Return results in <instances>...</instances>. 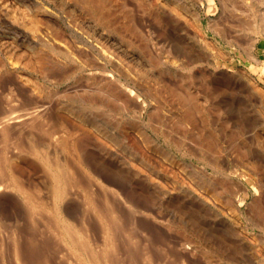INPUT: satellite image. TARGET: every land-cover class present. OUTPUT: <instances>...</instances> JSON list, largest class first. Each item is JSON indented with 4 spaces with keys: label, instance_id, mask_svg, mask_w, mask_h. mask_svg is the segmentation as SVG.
<instances>
[{
    "label": "rangeland",
    "instance_id": "374dc122",
    "mask_svg": "<svg viewBox=\"0 0 264 264\" xmlns=\"http://www.w3.org/2000/svg\"><path fill=\"white\" fill-rule=\"evenodd\" d=\"M254 1L251 0L250 4V0H108L106 10H115L113 13L116 14L112 16L117 17L116 20L130 19V27L133 29L108 31L93 17L89 9L75 0H0V58L6 63V67L0 69V100L7 101L5 99L10 98L8 95L11 94L19 107L25 106L26 103V106L31 103L46 106L36 125H39L40 119L47 125L62 115L74 121L73 124H76L77 128L81 127L78 137L82 141V151L89 169H93L92 172L99 182L116 190L115 195L112 192L110 195L120 207L131 208L133 211L138 209L132 212L131 216L127 215L130 218L125 217L128 219L125 220L126 223L121 221L124 225L135 224L132 217L136 216L141 221L159 227L163 239L174 236L176 241L189 236L193 245L198 241L200 248L190 256L188 264H207L212 262L210 260L218 264L220 258L208 256V248L218 246L222 249L224 247L225 253L237 246L239 256L245 258L251 255V240L259 250H263L264 246V143L252 136L253 131L259 132L264 128V106L258 98L250 94L246 82L257 79L264 85V0ZM174 4L178 6L177 10H180L181 16L172 10ZM197 12L199 18L194 24L192 13ZM31 14L40 21L35 32L31 30L30 20L27 19ZM125 14L127 18L124 17ZM114 19L112 17V21ZM245 20L253 25V28L249 23L247 25L251 26V33L250 29L247 30ZM115 22L114 20L113 24ZM257 26H260V29ZM252 30L258 38L257 42L259 41L257 46H253V39L250 40L253 36ZM198 33L209 39L207 47L198 39ZM248 41H251V45H248ZM34 51L45 60L43 64L46 68L35 63L34 55L37 53ZM254 58L257 59L256 62H253ZM107 74L111 75V78ZM102 81L110 83L117 94L121 95V105L113 100L112 103L106 101L109 104L103 101L105 91L100 88ZM164 82H172L179 88H188L198 93L200 111L196 113L194 121H179L184 116V108L177 99L162 100L159 90L160 84L163 85ZM128 88H131V91ZM30 89L33 93L28 95ZM151 89L156 90L157 94ZM92 94L93 97L98 96L94 106L93 102L89 101L93 98ZM2 101L0 104L3 107L5 103ZM101 101L105 103L101 104ZM140 101L145 102H142V110L137 107ZM158 101L161 106L156 108ZM2 107L0 106V109ZM108 111H112V114ZM143 122H146L147 132L153 138L152 144L156 145L153 147L151 143L147 145L146 142L144 146L148 147L145 150L149 152L151 159L156 157L169 172L173 170L174 176L150 172V168L138 157L134 145H130L131 141L124 138L123 131L126 127H129V131L134 127H130L131 124L138 125ZM85 126L89 127V130ZM124 126L126 127L122 130ZM82 128L88 132L82 131ZM34 133L39 141L46 139L39 131ZM133 136L135 139L139 138L137 135ZM14 140L18 141L17 138ZM14 140L11 144L15 143ZM197 143L200 146L203 144L204 148L201 146V150ZM247 145L252 147L254 155L261 161L260 169L257 170L261 174L258 183L255 178L257 176L247 167L249 163L244 160L245 164H241ZM49 146L51 150L55 147L50 144ZM56 149L58 150L57 147ZM5 150L9 152V149ZM11 150L7 155L11 154ZM64 151L68 152L69 156L72 152ZM57 152L59 155L64 153ZM66 152L62 155H66ZM68 155L66 157H69ZM29 156L27 154L25 159H22L23 165L16 166V171L19 169L17 173L21 174L20 178H25H21L24 183L30 184L31 187L35 184L37 194L50 199L47 197L50 195L47 190L48 179L39 161L41 157L37 156V159ZM102 161L106 162L102 164ZM194 169L201 172L199 175H204L210 182L215 183L220 192H214L213 186L202 181L198 174L194 175ZM241 171L249 175L251 180L244 179ZM149 176L165 184L164 187L160 186L158 181L150 180ZM182 180L189 182L197 189L198 194L202 193L201 196H205L209 201L202 200V197L192 193L185 184L180 188ZM173 186L177 189H173ZM78 188L79 190L75 188L73 191L83 194L82 188ZM73 191L70 198L63 203L69 214H80L83 207L80 209L78 195ZM46 192L49 194L46 195ZM100 196L104 195L100 193ZM178 196H182L179 202ZM23 199L19 193L6 191L0 195V221H4L0 224H6L10 219L12 227L17 224L18 235L22 236L18 237L21 241V252L25 253H22L24 259L38 264L41 257L36 255L39 252L43 254L49 249L48 245L53 244H43L48 243L46 241L49 237L45 238L46 234H49L45 230L47 224L41 219H30ZM260 207L262 212L259 211ZM76 209L78 212L74 211ZM138 211L142 213H137ZM88 212L90 211H87V219H91L88 221L90 228H98L96 223L99 221L93 219L92 212ZM88 214L91 215L90 218ZM155 217L157 218L154 219ZM190 217L194 218L195 222ZM167 218L175 219L182 227L189 222L194 232H187V236L183 231L174 228L171 236L167 227L159 222ZM229 218L238 221L234 228L236 233L228 234V243L222 245L214 239L211 230L219 226L221 220L230 221ZM222 222L220 224L225 227ZM43 225H46L45 228ZM124 225L121 224V227L124 228ZM7 228H3L5 230L2 234L3 229L0 228V235H4L6 239L5 232L9 231ZM222 230L224 228L220 229ZM119 232L123 236L122 231ZM119 237L120 242L117 244L120 246H117L121 248H118L122 257L120 259L128 264L134 258L129 257L132 248L130 246L127 250L125 238ZM122 240L125 243L121 242ZM30 241L31 245H27ZM2 242L4 249L1 244L0 254H6L1 255V258L5 259L3 261L0 258V264H10L11 249H7V242L0 236V243ZM28 246L32 249L28 250ZM33 246L36 251L38 246L40 251L36 252ZM53 246H50L53 255H50L49 263L60 264L59 258L54 259L59 257V254L54 256L59 252L56 251V246ZM177 247L178 250L162 253V264H180L179 261L186 256L187 251L180 245ZM125 249L130 255L125 254ZM157 254L158 252L155 255ZM261 254L264 255V251ZM161 259L156 263L161 264Z\"/></svg>",
    "mask_w": 264,
    "mask_h": 264
},
{
    "label": "bare ground",
    "instance_id": "6f19581e",
    "mask_svg": "<svg viewBox=\"0 0 264 264\" xmlns=\"http://www.w3.org/2000/svg\"><path fill=\"white\" fill-rule=\"evenodd\" d=\"M75 1L79 4H81L82 6H85L87 9H89L88 11L91 12L93 17H95L97 19V21H100L105 26V28H107L106 30H108V31H110L112 29L113 30H124V29L128 30L130 28L133 31V29L130 27V23H131L130 19H127L128 21L127 20L123 21V20H121L120 15L117 14V15H119L118 18H120V20L123 21V22H121L119 20H116L117 17L112 16V14L113 15L116 14V13H113V12H115V10L113 12H112V10L111 11L106 10L108 8V3H107L108 0H75ZM250 4H251V0H250ZM256 4H258V3L256 2ZM252 7H251V9H252ZM177 9H178V6L176 4H174V6L172 7V10L174 11V13L176 15L181 16V14H180L181 12H179L180 10L178 11ZM254 10H256V9L254 8ZM126 14L128 15V13H126ZM126 14L124 16L125 18L128 17ZM192 14H193L192 21L194 22V24H196V21L199 18L197 16L198 12L192 13ZM256 14H257V12H256ZM254 16H255V13H254ZM112 17H114L115 18L114 20L116 21L114 24H113L114 20L112 21ZM27 19L30 20V21L29 20L28 21H29V26H30L31 30L33 32H35L37 26L40 23L39 18L34 16V15L32 16V14H31L30 16L28 15ZM245 22H247V21L245 20ZM248 23L249 22H247L246 27H248L247 30L250 29L249 31L251 33V29L253 28V25L251 23H249L250 25H252V28H251L250 25H249L250 27L247 26ZM258 28L260 29V26ZM244 30H246V29H244ZM254 30H255V28H254ZM254 30H252L253 31L252 34L254 33ZM256 33L258 34V32H256ZM259 35H260V33H259ZM198 39L201 42H203L206 47L208 46L207 42H209V39H206L202 33L201 34L198 33ZM252 39L254 40L253 46H257L256 44L259 42V41L257 42L258 38L255 37L253 34V36H251L250 40H252ZM248 42H250V44ZM248 42H247L248 45H251V41H248ZM263 45H264V42H263ZM51 49H52V47H51ZM36 53L37 52H35V54ZM36 55H34L35 59H36L35 63L38 64V66L40 65V67L46 68V67H44V64H43V62L45 60L41 56H40L41 57L40 58L39 54H38V58H39L38 59L36 57ZM42 55H43V53H42ZM30 56H31V54H30ZM249 56L251 57V55H249ZM252 59H253V56H252ZM255 59L256 58H254L253 62L255 61ZM5 65H6L5 61H3L0 58V69L5 68L6 67ZM107 76L111 78V75L107 74ZM251 80H253V82ZM24 82H26V81H24ZM246 82L248 84V91L251 92L250 94H253L254 97L258 98L259 101H261L260 103L262 104V106H264V85L260 84V82L257 79H250V81L247 80ZM101 84H103V85H101L100 88L105 91L104 97L102 98L103 101H105V102L108 101V102L112 103L111 100H113L114 103L120 102V105H121V101L123 100V98L121 97V95H119V93L117 94L116 90L112 87V85L110 83L109 84L106 83V81H104V82L102 81ZM160 85H161V88L159 90V93H160V96H161L163 101L166 99L167 100L168 99L169 100L170 99L171 100L177 99L179 102H181L182 107L184 108V116L181 119H179V121H182V122L183 121H189V122L194 121L196 118V113L200 111V109H199L200 107L198 106V99H197L198 93L193 92V91L189 90L188 88H186V90L179 88V86L177 87L175 84L173 85L172 82H170V83L164 82L163 85L162 84H160ZM128 90L131 91V88H128ZM151 91L153 93L157 94L156 90L153 91V89H151ZM32 93H33V91L30 89L28 91V95H30ZM132 94L133 93H130V95H132ZM8 96L9 97L11 96L10 97L11 99L6 98L5 100H7V101H5V102L2 101L3 99L0 100L3 103H5V105L3 104V107H2V104H0V106L2 107L0 109V144H1L0 145V195L6 191L12 192V193H19L24 198L23 200L25 202V206H26L27 211L29 213L28 216L30 217V219H32V221H34L33 220L34 218H35V220L41 219L44 223L46 222L47 226L45 225L46 226L45 230L48 231L49 234L48 235L46 234L45 238H47V237H49V238H48V241H46L47 239L44 238L45 241L48 243L43 242V244H45V245L46 244H53L54 246H56V248L53 245H48L49 247L48 246L47 247L49 249L46 250L45 252H43V254H41L42 252H39V254L36 255V257L37 256L41 257V258H39L40 260H38L39 262L37 261L38 258L36 259L38 264H53L52 262L49 263V260H50L49 258H51L50 255L51 254L53 255V253H52L53 249H52V251H50V246H53L56 249V251L58 250L59 253L54 254V256L59 254V257L56 256V257H54V259L59 258L58 263H60V264H127V262L123 263V260L120 259V258H122L120 255L121 253H119V250L121 248L118 247L120 245L117 244V242H120V241H118L119 236L122 238H125L124 241L127 244V248L126 247L125 248L127 250H128V247H130V246L132 248V249L129 248L130 252H131L130 253L131 256H129V257H131V258L134 257L133 259H131V261L133 263L130 262L128 264H140V263H142V264H159V263H156V261L158 262V260L163 257L162 253H164V251L166 253L167 251L178 250L177 245H180L183 248H185L187 251V254H188V255L186 254V256L182 255L183 259L179 261L180 264H188L190 256H193L194 253H196V250L198 251V247L200 246V243L198 244V241L196 242L197 243L196 245H193L191 242L193 240H190L188 238L189 236L186 234L187 232H192L194 230L191 228L192 225L190 226L188 221H187L188 223H185L184 226L182 227L181 225L177 224L180 222L176 221L175 219H171V218H167V219H163V220L158 219L159 222L162 225L166 226L168 231L171 232L170 233L171 236H173L172 233H173L174 228H177L178 230L183 231L185 233V235L188 236L184 240H176V241L174 240L176 238H173L174 236L171 238L167 237V238L163 239L162 238L163 234L160 232L159 227L154 226L151 223H148L147 221L144 222V221L139 220L136 216H134V213H133L134 218L132 217V219H133V222H135V224H133L132 226H128L129 225L128 223H127L128 225H126V224L124 225L123 223H126L125 220H128L125 217L130 218L127 215L131 216L132 212H136L138 209L136 210V208H135L134 210H136V211H133V210H130L131 209L130 207H129L130 209H127V207H125V208L120 207L114 201L113 197L110 195L111 192H112V194L115 195L116 190L113 189L112 187L109 188L108 185L107 186L104 185L103 182L102 183L99 182V180L95 177L94 173L92 172L93 169H92V171H91V168L89 169V167H88L89 164L87 161H85V156H84L85 154L82 151V141L80 140V137H78L79 136L78 134L81 131V129L79 131V128H81V127L77 128L75 126L76 124H73L74 121L72 122L71 120L65 118L62 115H59L60 118L54 119L53 121H50L49 123H47V125L42 119H40V121L38 122L39 125H36L35 124L36 121L39 120V118L43 116V114H44L43 110H46V108H45L46 106H44L42 104H34L33 105L32 103H31V105L28 104V106H26L27 105V103H26L25 106L19 107L20 105H18L17 102L14 99H12L13 96L11 94ZM93 96L94 95L92 94V97ZM88 97L90 98L91 96H88ZM97 97L98 96L93 97L92 98V100L94 99L93 101L89 99L90 102H93L92 106H94V104H95L94 101ZM83 101H85V100H83ZM87 101H88V99L86 100V103H87ZM105 102L101 101L100 103L103 104ZM142 102L140 101L139 105L137 106L138 109H140V110L143 109V107H144L143 105L145 104V102H143L144 104ZM96 103H97V100H96ZM97 104H99V101ZM107 104H109V103H107ZM22 105H24V104H22ZM84 105H87V104H84ZM107 106L106 107L104 106V107L107 108ZM160 106H161V103H160V101H158V104L155 107L158 108ZM111 112L112 111H110V112L108 111V113H111ZM116 113H117V111H116ZM78 117H80V116H78ZM67 120H69V121H67ZM42 122L45 124H43ZM151 124H153V122ZM77 125H78V123H77ZM85 127L87 128V126H85ZM125 127L126 126L122 127V130H123V128L125 129ZM130 127H133V129L128 131L129 127H126V130L123 131L124 134L121 133L120 136H122V138H123V135H124L125 136L124 138H126V140H129V142L130 141L132 142V143L130 142V145L131 146H132V144L134 145V147L133 146L132 147L138 153V157L140 158V160L148 168H150L149 171L150 172L152 171L154 173L156 172V174H160L162 176H165L167 174L174 176L175 174H174L173 170H170L171 172H169V170L167 169V167L163 163L156 160V157H155V159H151V157L149 156V152L146 151L148 146H144L145 143L147 142V145L149 143H151V144L153 143V141H152L153 138L151 137V134L147 132L148 128H147L146 122L139 123L138 125L137 124H131ZM87 129L89 130V127ZM24 130H25V132H23ZM261 130L262 131H259V132L253 131L252 136L260 139L264 143V128ZM36 131H39L42 136L46 137V139H44L43 141H39L36 138V134L34 133ZM82 131H87V130L82 128ZM25 134H27L26 137L24 136ZM133 135H137L139 138L135 139V137ZM16 138L18 141L14 140ZM117 139H119V138L117 137ZM10 140H11V142H9ZM13 140L15 143L11 144ZM24 140H25V142H24ZM51 143H53V144H51ZM49 144L53 145L55 147L51 150ZM152 145H153V147H156V145H154V144H152ZM197 146L198 147L202 146L204 148L203 144H201V146H200L197 143ZM56 147L58 148V150L56 149ZM202 147H201V150H202ZM5 149H9V152L12 149L11 154L7 155L9 152L7 153ZM64 150H67V151L72 150V152H74V154L71 152L70 156H69L67 154L68 152H66ZM57 151H63L64 153H62V154H65V152H66V155H64V156L62 154L59 155ZM27 154L30 156H33V158L34 157L37 158V156L41 157V158H39L40 159L39 161L41 162L40 165L42 166L44 173L48 179V189L47 190L50 193V195H47L49 193L46 192V195L50 199H46V197L44 198L41 194L40 195L37 194L35 192V191H37V189H35V186H34L35 184L33 185V187H31L30 184L27 185L22 180V179L25 180V178H22V176H21V178H22L21 179L19 176L21 174L17 173L19 169L16 171V166L18 167L20 165H23L22 159L23 158L25 159V156ZM71 154H73V155H71ZM167 154H169V152ZM67 155L69 157H66ZM152 155H154V154H151V156ZM70 157H71V159H67ZM168 157L171 160L173 159L171 155H169ZM244 160L247 162V164L249 163V165L247 166V167H249V170H251V172H253L257 176L255 178H256V183H258L261 180V174L259 173V171L257 172V170L260 169L261 161L259 160V158H257L254 155L252 147H250L248 145L246 148V155L241 158V164H245ZM25 161H27V158ZM104 162H106V161H104ZM104 162L102 164H104ZM107 164L109 165V163H107ZM135 166H137V165H135ZM24 167L22 169H24ZM90 167H91V165H90ZM192 167H194V166L192 165ZM26 168L28 169L29 167H26ZM146 170H148V169H146ZM192 171H193L194 175L198 174L199 178L202 181L207 182L209 185L213 186V189L215 190L214 192H217V193L220 192L217 189L215 183L213 184L212 182H210L207 178H205L204 175H199L201 173L200 171L195 170V169ZM241 176L248 181L251 180L250 176L244 174L242 171H241ZM148 178L152 181H158V180L154 179V177H152V176H149ZM85 183H86V185H84ZM87 183L89 184V186ZM159 183H160V186L164 187L165 184H163L161 182H159ZM184 184L190 188L192 193H196L199 197H202V200L209 201L208 198H207V200H206V198H204L205 196L204 197L201 196L202 193L198 194L197 189L192 187L189 182L182 180V183L180 184L181 185L180 188ZM220 184L222 185V183H220ZM78 187L82 188V190L81 189L80 190L83 191V194H80L77 191L76 192L73 191V190H75V188H76V190H79ZM221 188H223V186ZM173 189H177L176 186H173ZM38 191H39V189H38ZM72 191L74 193H77V195H78V196L77 195L76 196L78 197L77 199L81 203L80 209H82V207L84 209V210L82 209V211H81L82 213H80V214H78V213L69 214L68 209L64 206L63 202H65V200H67L68 197L70 198ZM74 193H73V195L75 196ZM100 193L103 194L104 196H100ZM10 194L11 193H9V195ZM4 195L6 196L5 193H4ZM178 198H179L178 202L182 200V196H178ZM77 208H79V207H77ZM216 209H218V208H216ZM262 210L263 209L260 207L259 211L262 212ZM74 211H77V209ZM87 211L92 212L93 213L92 214L93 219H97L99 221L97 223L95 221H93L96 224H98V228H97V226H96V228H93V227L90 228L89 222L91 221V219L90 220L87 219ZM139 211L137 213H142ZM14 212H16V211H14ZM90 212H88V213H90ZM125 212H127L128 214L125 215L124 214ZM221 212L223 213V211H221ZM88 215L90 218L91 215L90 214H88ZM230 216H232V215H230ZM151 217H152V215H151ZM156 218L157 217H155L154 219H156ZM232 218H233V216H232ZM232 218L231 219L229 218L230 221H228V222H226L227 219H225V221L224 220L220 221V223L222 221L225 223V227L219 223L218 224L219 226H217L215 229L211 230L212 236L214 237V239L219 241L218 242L219 244L221 243L223 245V243H225V245H226V242L228 243V241H229L227 235L230 233L235 235L236 230H234V228H236V225H238V223H237L238 221H236L237 219L235 220ZM190 219L192 221L195 220L194 218H193L194 219L193 220L192 217H190ZM10 220L12 221V219H10ZM138 220H139V222H138ZM2 221H3V219H2ZM11 221L8 222L10 225L8 223H6L7 221H5V223L8 224V228H7L6 224H3V225L0 224L1 226H6L3 228H5V229L7 228L10 231V233H9L10 235L8 234L9 231L5 232V233H7V235H5V236H7V239L4 237V235L3 236L0 235L1 239L5 240L7 242L6 243L8 246L7 249H11V253H10L11 254V258H10L11 263L10 264H32V263L35 264V262H32V260L31 261L29 260L30 262L29 261L27 262V260L24 259L23 255L25 253L21 252L22 247L20 248V245H21L20 242L21 241L19 240V237H22V236H19L20 234L18 235L19 231H17V229H18L17 224L13 223L14 225L12 227ZM16 221L14 220V222H16ZM42 221H40V223H42ZM121 221L123 223H121ZM1 223H4V221ZM121 224L124 225V228H123V226L121 227ZM191 224H192V222H191ZM45 226H44V228H45ZM9 227L10 228L12 227V229H10ZM195 227H196V225H195ZM0 228H1V230L3 229L2 227H0ZM219 228L220 229L224 228V230L220 231ZM5 229H3L2 231L0 230L1 234ZM45 230L43 231L44 233L46 232ZM119 230L122 231L121 233H123V236H121L122 234L121 235L119 234L120 233ZM223 231H224V233H223ZM140 232H142L141 235H140ZM44 233H43V235H44ZM20 239H22V238H20ZM30 239H32L31 236H30ZM41 239H43V237ZM158 239H160V240H158ZM33 240H34V236H33ZM36 240H38V239H35V241ZM27 241H29V240H27ZM31 241L29 243H27V245L28 244L31 245V243L33 242V241L32 242ZM124 241L122 240L121 242L125 243ZM263 243H264V239H263ZM1 244H2V246H1ZM36 244H38V243L36 242ZM120 244H122V243H120ZM33 245H35V244H33ZM38 245H40V244H38ZM249 245H250V247H252L251 255L246 256L245 258L243 256H241V257L239 256V248L237 246H233L231 251H228L227 253H225L224 247L222 249L221 246H218V248H213V249H211L212 247L208 248L209 252H212V253H209L208 250H206V252H208L209 257L215 256V257L220 258V260L218 261L219 262L218 264H264V255L261 254L264 251V246H263V250H261V249L259 250L255 246V244L252 242V240L250 241ZM0 246H1V248H3L4 243L3 242L0 243ZM6 247H5V249H6ZM28 247H29L28 250H30L31 247L30 246H28ZM36 247H37V251L35 250V247L33 249L36 252L40 251L38 246H36ZM1 248H0V250H1ZM118 248H120V249H118ZM41 249H42V246H41ZM126 249H125V254L126 253L129 254V252H127ZM42 250H45V249H42ZM24 251H26V250H24ZM31 251H33V250H31ZM56 251H54V252H56ZM1 252H2V250H1ZM157 252H158V254L156 256L155 254ZM4 253L6 254V252H4ZM22 253H23V255H22ZM3 254H0V258L2 257L1 255H3ZM5 254L3 256H5ZM7 255H9L8 251H7ZM123 257H124V255H123ZM25 258H26V255H25ZM4 259H2V260L4 261ZM6 259H7V257H6ZM29 259H31V257H29ZM32 259H33V257H32ZM126 259H127V257H126ZM214 260H215V258H214ZM210 261H212V262L207 263V264H217V262H213V260H210ZM159 262H161V264H162L163 260L159 261ZM1 263L3 264L4 262H1Z\"/></svg>",
    "mask_w": 264,
    "mask_h": 264
}]
</instances>
